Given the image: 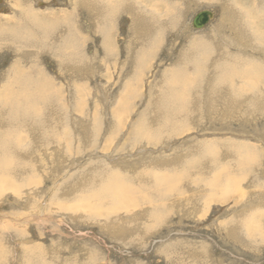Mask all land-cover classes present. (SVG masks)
Masks as SVG:
<instances>
[{
  "label": "rangeland",
  "instance_id": "374dc122",
  "mask_svg": "<svg viewBox=\"0 0 264 264\" xmlns=\"http://www.w3.org/2000/svg\"><path fill=\"white\" fill-rule=\"evenodd\" d=\"M0 138V264H264V0H0Z\"/></svg>",
  "mask_w": 264,
  "mask_h": 264
},
{
  "label": "bare ground",
  "instance_id": "6f19581e",
  "mask_svg": "<svg viewBox=\"0 0 264 264\" xmlns=\"http://www.w3.org/2000/svg\"><path fill=\"white\" fill-rule=\"evenodd\" d=\"M25 16H26V18H29L28 21L30 20V18H31L30 21H33V20L35 19V18L33 19V18H32L33 16H32V15H29V13L26 14ZM29 16H30V17H29ZM34 22H35V21H34ZM24 25H25V24H24ZM34 25H35V24H34ZM26 28H27V27H26ZM41 29H42V28H41ZM42 38H43V37H42ZM42 38H41V39H42ZM37 40H38V39H37ZM36 45H37V44H36ZM35 47H37V46H35ZM171 92H172V89H171ZM169 93H170V92H169ZM173 94H174V93H173ZM159 99H160V98H159ZM15 104H16V103H15ZM15 104H13V105H15ZM11 107H12V105H11ZM14 107H15V106H14ZM18 108H19V107H18ZM10 116H11V115H10ZM15 118H17V117H14V119H15ZM9 119H10V117H9ZM6 120H7V119H6ZM15 120H16V119H15ZM19 121H20V120H18V122H19ZM18 122H16V123H18ZM7 123H8V122H7ZM28 123H29V122H28ZM8 125H9V124H8ZM12 125H13V124H12ZM13 126H14V125H13ZM21 129H23V128H21ZM11 132H12V131H11ZM1 134H2V133H1ZM6 134L8 135V137H10V131H8ZM2 136H3V135H2ZM16 137H17V136H16ZM14 138H15V137H14ZM55 138H57V137H56V134H55ZM59 138H60V137H59ZM1 141H2V140H1V138H0V142H1ZM0 150H3V146L1 145V143H0ZM0 154H1V152H0ZM7 158H8V157H7ZM10 158H12V157H10ZM252 158H253V157H252ZM12 163H13V161H12ZM7 164H8V163H7ZM244 164H245V163H244ZM244 164H243V165H244ZM249 164H250V163H249ZM237 165H238V164H237ZM239 165H240V164H239ZM4 167H5V166H4ZM247 167H248V166H247ZM0 169H1V168H0ZM3 170H4V169H3ZM3 170H1V171H3ZM7 170H9V167H8ZM9 171H10V170H9ZM11 171H12V169H11ZM8 173H9V172H8ZM8 173H7V175H9ZM1 174H2V173H1ZM4 175L6 176V173H5ZM5 176H4V177H5ZM173 177H174V176H173ZM173 177H172V178H173ZM238 177H239V176H238ZM8 178H9V179H8ZM168 178H169V177H168ZM216 178H217V177H216ZM0 179H2V180H1V183H2V185H3L4 187H6V188H7V187H10V185H11L12 183H14L13 180H12V178H10V177H7V178H0ZM10 179H11V181H12L11 184H10V182H9ZM14 180H15V179H14ZM156 180H157V179L155 178V180H154L155 184H154V185L157 186V190L163 189L164 191H166V190H165V187L168 186L167 183H161L160 181H159V182H156ZM116 181H117V180H116ZM170 182H171V181H170ZM209 182H210V181H209ZM109 183H110V182H109ZM160 183H161V184H160ZM14 184H15V183H14ZM163 184H164V185H163ZM207 184H208V183H207ZM117 185H118V190H119V191H123V190H122V188H123L122 186H123V185H122V184H117ZM109 186L112 188V191L114 192V189H115V188H114V185H113V184H109ZM106 187H107V186H106ZM128 187H129V186H128ZM133 187H134V186H133ZM109 189H110V188H109ZM136 189H137V188H136ZM107 190H108V188H107ZM107 190H106V191H107ZM123 192H124V191H123ZM125 192H126V191H125ZM160 192H161V191H160ZM162 192H163V191H162ZM149 193H150V192H149ZM103 195H104V194H103ZM114 195H115V194H114ZM125 195H126V193H125ZM150 195H151V194H150ZM131 196H132V195H131ZM131 196H130V199H131ZM126 197H127V195H126Z\"/></svg>",
  "mask_w": 264,
  "mask_h": 264
},
{
  "label": "water",
  "instance_id": "95a60500",
  "mask_svg": "<svg viewBox=\"0 0 264 264\" xmlns=\"http://www.w3.org/2000/svg\"><path fill=\"white\" fill-rule=\"evenodd\" d=\"M213 12L208 9L198 11L192 18L191 25L194 28L203 27L211 19Z\"/></svg>",
  "mask_w": 264,
  "mask_h": 264
}]
</instances>
